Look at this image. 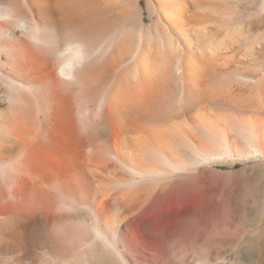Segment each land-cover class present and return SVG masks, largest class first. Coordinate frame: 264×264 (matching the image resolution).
<instances>
[{
	"label": "bare ground",
	"instance_id": "bare-ground-1",
	"mask_svg": "<svg viewBox=\"0 0 264 264\" xmlns=\"http://www.w3.org/2000/svg\"><path fill=\"white\" fill-rule=\"evenodd\" d=\"M239 1L0 0V264H234L226 224L164 209L214 166L264 180Z\"/></svg>",
	"mask_w": 264,
	"mask_h": 264
},
{
	"label": "rangeland",
	"instance_id": "rangeland-1",
	"mask_svg": "<svg viewBox=\"0 0 264 264\" xmlns=\"http://www.w3.org/2000/svg\"><path fill=\"white\" fill-rule=\"evenodd\" d=\"M239 2L233 7L242 13L244 19L248 18L251 11L257 10V7L259 16L262 0H258L255 7L249 0ZM257 34L258 32L255 36ZM242 167L243 164L239 163L235 169ZM212 168L198 174L189 186L179 191L180 193L176 192L169 196L164 209L167 213L166 220L170 211L175 210L179 214L182 211L189 212L192 217L190 225L193 224L191 227L192 231L195 230V236L209 231L208 235L215 234L216 237L218 235L216 225L224 223L226 233L223 234V240L229 242L227 244L225 242V246L232 247L226 248L227 254L225 252L229 260L231 259L234 264H264V180H258V176L250 177L245 172L237 179H228L219 171H228L229 166ZM241 224L245 225L246 232L243 227H239ZM230 228L233 230L230 231ZM230 233L234 236H230ZM228 254L234 256V259Z\"/></svg>",
	"mask_w": 264,
	"mask_h": 264
}]
</instances>
